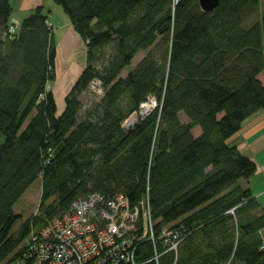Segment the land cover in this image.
Returning <instances> with one entry per match:
<instances>
[{
  "label": "trees",
  "instance_id": "1",
  "mask_svg": "<svg viewBox=\"0 0 264 264\" xmlns=\"http://www.w3.org/2000/svg\"><path fill=\"white\" fill-rule=\"evenodd\" d=\"M52 1L86 47L61 114L50 89V11L35 7L10 35L14 8L0 0V264L23 257L32 231L92 192L122 193L133 206L147 195L157 230H180L177 254H162L159 264H264V211L239 184L257 165L227 141L264 110V14L244 25L264 0H220L209 12L198 0ZM93 80L104 94L83 111ZM149 96L157 108L124 130ZM39 178V207L12 234L21 219L14 206ZM153 251L148 244L144 255Z\"/></svg>",
  "mask_w": 264,
  "mask_h": 264
},
{
  "label": "built area",
  "instance_id": "2",
  "mask_svg": "<svg viewBox=\"0 0 264 264\" xmlns=\"http://www.w3.org/2000/svg\"><path fill=\"white\" fill-rule=\"evenodd\" d=\"M18 27L14 19L8 33L14 35ZM91 83L103 90L98 80ZM157 106L156 97L149 96L138 111L146 117ZM182 241L179 229L157 230L147 195L133 206L122 193L107 197L92 192L32 231L23 257L10 264H159L162 254H177ZM148 244L154 250L151 257L144 255Z\"/></svg>",
  "mask_w": 264,
  "mask_h": 264
},
{
  "label": "rangeland",
  "instance_id": "3",
  "mask_svg": "<svg viewBox=\"0 0 264 264\" xmlns=\"http://www.w3.org/2000/svg\"><path fill=\"white\" fill-rule=\"evenodd\" d=\"M46 11H50L49 20L53 27L54 39L56 41L57 55L55 60L56 65V79L50 84V89L55 95V99L58 105L59 113L65 109V97L70 91L76 79L82 73L86 66V48L81 44L80 48H76V44H73L69 37L68 27L70 25L69 17L65 14L62 7L57 5L52 0H46ZM14 12L11 18V22L15 19L17 14V7L15 0H13ZM264 14V2H262L258 9L247 11L244 25L249 27L252 24L260 20ZM18 20V19H17ZM160 51V48H159ZM114 52V44H109L102 48L99 55V64L105 63L111 54ZM149 50L139 52L133 59L131 65L126 67L121 76L124 77L130 70H132L142 58H144ZM101 87L93 86L90 84V88L81 95V101L83 111L87 109L93 102L100 100L104 94V89L101 91ZM128 102V98H124V103ZM181 123H187L188 118L185 114L179 115ZM3 141V137L0 136V142ZM41 178L36 180L26 191V193L20 198V200L14 206V211L21 215L12 229V234L17 233L21 225L27 221L38 209L40 197H41ZM27 242V239L25 240ZM23 243L22 248L26 243ZM19 248V249H20ZM18 249V250H19Z\"/></svg>",
  "mask_w": 264,
  "mask_h": 264
},
{
  "label": "crops",
  "instance_id": "4",
  "mask_svg": "<svg viewBox=\"0 0 264 264\" xmlns=\"http://www.w3.org/2000/svg\"><path fill=\"white\" fill-rule=\"evenodd\" d=\"M10 1L13 6V0ZM15 3L17 7L15 19H18L20 22L35 7L40 5L45 7L47 5L46 0H15ZM68 31L73 44L77 45L76 48H80L81 44L85 46L81 37L75 32L71 22ZM227 141L230 145L237 146L245 156L250 157L256 162V173L248 180H241L239 184L245 189H250L258 204H261L260 209L257 211L260 214V212L264 211V110L258 111L256 114L246 118L240 131ZM260 235L262 236L264 246V228L261 229Z\"/></svg>",
  "mask_w": 264,
  "mask_h": 264
},
{
  "label": "water",
  "instance_id": "5",
  "mask_svg": "<svg viewBox=\"0 0 264 264\" xmlns=\"http://www.w3.org/2000/svg\"><path fill=\"white\" fill-rule=\"evenodd\" d=\"M203 11L209 12L218 7L220 0H198ZM141 117L139 111L133 112L123 123V128L126 131H131Z\"/></svg>",
  "mask_w": 264,
  "mask_h": 264
}]
</instances>
